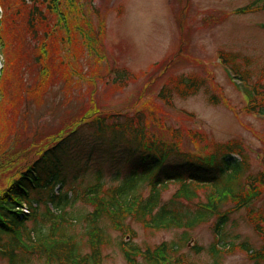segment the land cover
I'll return each instance as SVG.
<instances>
[{
    "label": "rangeland",
    "instance_id": "374dc122",
    "mask_svg": "<svg viewBox=\"0 0 264 264\" xmlns=\"http://www.w3.org/2000/svg\"><path fill=\"white\" fill-rule=\"evenodd\" d=\"M57 1L50 48L58 50L49 80L33 84V69L15 74L0 52V192L56 139L83 120L108 114L142 112L147 137L195 156L230 149L247 159L252 173H264V116L246 111V91L218 59L220 51L237 54L264 83V11L237 12L252 0ZM120 70L123 79L117 78ZM181 74L202 79L203 88L165 105L158 97L161 86ZM14 79L23 85L25 99L19 102L14 86L8 88ZM91 166L75 185L95 181L97 167ZM100 167L101 180L113 184L112 169L106 163ZM177 187L168 184L163 198ZM249 194L248 207L235 209L233 200L227 201L229 219L220 236L213 232L214 219L188 231L190 241L179 252L186 261L208 264V249L223 237L222 264H254L257 252H264L254 228L264 220V186ZM127 225L126 233L108 228L103 264H128L121 250L126 243L143 251L182 234L134 221ZM134 258L144 264L140 253ZM31 264L44 263L32 259Z\"/></svg>",
    "mask_w": 264,
    "mask_h": 264
},
{
    "label": "trees",
    "instance_id": "16d2710c",
    "mask_svg": "<svg viewBox=\"0 0 264 264\" xmlns=\"http://www.w3.org/2000/svg\"><path fill=\"white\" fill-rule=\"evenodd\" d=\"M57 6V0H0V52L6 53L15 74L33 69V84L49 80L53 71L51 60L55 61L53 52L58 49L50 48L51 15ZM254 9L264 11V0H252L237 12ZM218 59L246 91V111L264 116V83L239 62L237 54L220 51ZM117 75L123 79L125 72ZM6 76V81L12 77ZM9 85L16 90L17 102L25 99H21L20 80ZM203 86L202 79L181 74L162 85L158 97L171 105L174 96L194 95ZM145 125L142 112L83 120L20 171L0 192V260L5 264H31L32 259L44 264H103V248L110 242L108 228L126 233L128 222L134 221L182 234L143 251L126 243L121 250L128 264H143L135 261L138 253L144 264H194L179 253L190 240L188 231L214 219L213 232L220 236L229 219L224 211L227 201L233 200L235 209L248 207L249 193L264 186V173H252L247 159L230 149L212 157L178 152L174 144L147 137ZM103 163L113 171V184L101 180ZM91 165L97 167L92 171L95 181L75 185ZM170 183L178 187L164 199ZM24 206L28 212H23ZM254 228L264 240V220ZM220 239L208 249V264H222ZM257 255L254 264H261L263 250Z\"/></svg>",
    "mask_w": 264,
    "mask_h": 264
},
{
    "label": "water",
    "instance_id": "95a60500",
    "mask_svg": "<svg viewBox=\"0 0 264 264\" xmlns=\"http://www.w3.org/2000/svg\"><path fill=\"white\" fill-rule=\"evenodd\" d=\"M0 67H1V65H0Z\"/></svg>",
    "mask_w": 264,
    "mask_h": 264
}]
</instances>
